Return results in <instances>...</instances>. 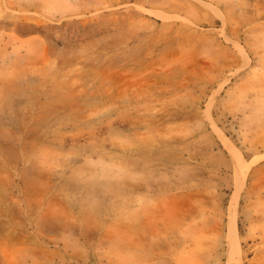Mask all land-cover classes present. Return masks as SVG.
I'll return each mask as SVG.
<instances>
[{
    "label": "rangeland",
    "instance_id": "rangeland-1",
    "mask_svg": "<svg viewBox=\"0 0 264 264\" xmlns=\"http://www.w3.org/2000/svg\"><path fill=\"white\" fill-rule=\"evenodd\" d=\"M236 256L264 264V0H0V264Z\"/></svg>",
    "mask_w": 264,
    "mask_h": 264
},
{
    "label": "bare ground",
    "instance_id": "bare-ground-1",
    "mask_svg": "<svg viewBox=\"0 0 264 264\" xmlns=\"http://www.w3.org/2000/svg\"><path fill=\"white\" fill-rule=\"evenodd\" d=\"M219 133L221 134V137L223 139V142L226 144V146H228L232 152H234V154L237 156V158L239 159L240 163L243 165V163L245 162L244 157L242 155V153L239 151V149L232 143V141L221 131L219 130ZM238 152V153H237ZM240 190V188L236 191L237 192ZM236 199H234V201L232 202L231 205V215H230V230L231 233H233V235L236 237L237 234V224L235 221V208H236ZM238 256H236L234 258V260H231V264H240L239 263V259L237 258Z\"/></svg>",
    "mask_w": 264,
    "mask_h": 264
}]
</instances>
